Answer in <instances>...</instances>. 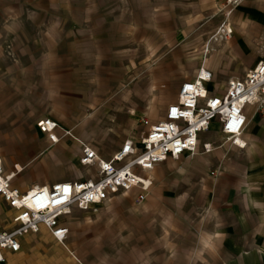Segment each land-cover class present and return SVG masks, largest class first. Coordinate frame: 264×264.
I'll return each instance as SVG.
<instances>
[{
  "label": "crops",
  "instance_id": "crops-1",
  "mask_svg": "<svg viewBox=\"0 0 264 264\" xmlns=\"http://www.w3.org/2000/svg\"><path fill=\"white\" fill-rule=\"evenodd\" d=\"M224 4L225 0H0V159L6 173L12 172L14 165L20 167L11 185L25 191L35 185H49L93 173L94 167L85 168L87 174L83 172L75 177L55 171L59 165L72 162L80 166V143L77 140L78 144L70 147L68 156L67 142L75 139L55 130L58 141L52 143L36 122L49 118L84 142L90 140L93 131L89 128L90 116L100 115L107 109L104 103L92 114L91 103L97 106L106 102L105 96L112 89L108 86L132 79L127 75L133 71L132 62L137 60L133 54L137 53L140 41L148 51L149 47L156 46V51L160 52L165 44L158 45L151 38L182 37L193 30L188 24L191 19L186 6ZM191 10L194 17V7ZM218 10L217 7L215 12ZM229 23L233 33L224 41L223 52H240L241 41L233 40L234 26L230 19ZM184 47L179 44L168 51L181 53ZM222 62L220 66L217 61L204 65L212 72L213 80ZM169 66L159 68L160 72L152 78L158 83L167 82L169 77L165 72ZM222 73L223 84L228 78L241 77L228 71ZM190 78L178 75L174 82L179 87L182 81ZM176 98L177 94L174 100L163 102L161 117L167 104ZM251 118L264 120L259 115ZM220 136L216 123L203 135L213 142L220 140ZM243 138L246 141L244 149H230L251 157L256 134L249 132L248 125ZM92 146L103 158L114 152L107 154L98 146ZM221 148L208 154L167 158L152 169L142 171L152 184L145 199L138 204L134 189L115 195L110 202L94 205L92 209L71 207L69 213L59 218L68 229L63 242L56 241L41 227L36 233L23 235L18 251H6L1 264H171L177 255L179 260L186 259L171 249L169 231L165 229L178 221L173 210L177 211L178 204L186 196L184 192L172 194V191L182 179L191 181L198 176V171L206 170L203 164L192 165L189 157L194 161L202 158L207 164L205 159L221 153ZM184 156L187 157L179 169L173 168L174 162ZM212 170L208 168L207 174L209 172L213 180L217 176L210 175ZM12 214L13 210L0 196V228L11 226ZM160 228H163L161 233Z\"/></svg>",
  "mask_w": 264,
  "mask_h": 264
},
{
  "label": "rangeland",
  "instance_id": "rangeland-1",
  "mask_svg": "<svg viewBox=\"0 0 264 264\" xmlns=\"http://www.w3.org/2000/svg\"><path fill=\"white\" fill-rule=\"evenodd\" d=\"M240 1L232 9L231 18L228 17L234 26L233 40L241 41L240 52L228 50L220 53L224 42H209L210 52L204 54L206 42L229 6L218 5L219 10L216 12L217 7L214 5L186 6L190 11L188 18L191 19L188 24L193 30L182 37L151 38L158 45L161 42L165 44L160 52L156 51V46L149 47L148 51L140 41L137 53L133 52L137 58L132 62L133 71L129 70L127 75L132 79H124V84L108 86L112 89L105 96L106 102L97 106L91 103L92 114L104 103L107 109L100 115L90 116L92 120L89 128L93 131L91 139L85 141L110 154L123 139L130 136L139 139L146 128L143 120L152 123L160 119L163 102L176 97V76L190 78L201 65L217 61L220 66L223 61V69H219L212 82L213 87L221 88L225 79L222 72L242 76L258 59H264V0ZM193 7L194 17L191 16ZM202 32L207 33L202 35ZM9 44L5 47L8 48ZM179 44L185 46L183 52L168 51ZM167 64L170 65L165 72L168 81L158 83L152 76ZM248 130L256 134L253 143L255 151L251 157L244 152L232 151L226 144L219 149L221 153L205 159L208 160L207 164L202 158L194 161L189 157L192 165L203 164L206 170L198 171V176L191 181L182 179L173 188L172 194L185 193L186 196L178 204L177 211L173 210L178 221L165 229L169 231L171 249L186 259L179 260L177 255L171 264H264V120L249 119ZM68 137L71 138L70 135ZM219 139L216 144L223 141L221 136ZM67 143V155L70 156V147L78 143L77 140ZM186 157L174 162L172 167L178 170ZM208 168L217 170L215 179L209 177V172L207 174ZM57 170L69 177L83 172L87 174L84 167L73 162L59 165L55 168ZM160 230L161 233L163 228Z\"/></svg>",
  "mask_w": 264,
  "mask_h": 264
},
{
  "label": "built area",
  "instance_id": "built-area-1",
  "mask_svg": "<svg viewBox=\"0 0 264 264\" xmlns=\"http://www.w3.org/2000/svg\"><path fill=\"white\" fill-rule=\"evenodd\" d=\"M239 2L225 0L229 7L206 42L204 53L210 52L209 42H224L232 36L228 17ZM212 78V72L201 65L192 78L180 83L176 100L167 104L163 116L153 123L143 120L146 128L139 139H125L110 157H101L90 144H80L78 163L86 169L95 168L84 177L20 191L11 185L20 167L14 165L13 171L6 173L0 159V196L13 210L11 226L0 228V264L5 260L6 251H18L23 235L36 233L41 227L56 241L63 242L68 229L59 218L69 213L73 206L92 209L94 205L134 189L137 190L136 202H142L152 181L141 172L167 158L208 154L225 144L244 149L243 134L250 117L264 118V59L258 60L243 76L228 78L221 88L208 86ZM214 123L223 140L218 144L203 137ZM36 125L52 143L58 141L55 130H60L62 135L69 133L49 118L38 120ZM210 175L217 176V170L210 171Z\"/></svg>",
  "mask_w": 264,
  "mask_h": 264
},
{
  "label": "bare ground",
  "instance_id": "bare-ground-1",
  "mask_svg": "<svg viewBox=\"0 0 264 264\" xmlns=\"http://www.w3.org/2000/svg\"><path fill=\"white\" fill-rule=\"evenodd\" d=\"M242 19V18H241ZM223 51V48H221V50H220V53ZM205 54V53H204ZM154 112H155V110H153ZM153 112V113H154ZM155 114V113H154ZM68 135H70L71 136V138L72 139H75V140H78V142L80 143V144H82L81 142H83L77 135H75V133H73V132H71V131H69V133L67 134V136ZM150 172V171H149ZM41 185V184H40Z\"/></svg>",
  "mask_w": 264,
  "mask_h": 264
}]
</instances>
